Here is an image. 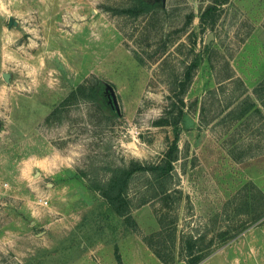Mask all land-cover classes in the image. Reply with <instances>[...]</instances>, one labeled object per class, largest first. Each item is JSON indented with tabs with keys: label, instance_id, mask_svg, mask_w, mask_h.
Listing matches in <instances>:
<instances>
[{
	"label": "rangeland",
	"instance_id": "rangeland-1",
	"mask_svg": "<svg viewBox=\"0 0 264 264\" xmlns=\"http://www.w3.org/2000/svg\"><path fill=\"white\" fill-rule=\"evenodd\" d=\"M150 1L134 15L117 12L134 0H0V264H120L117 254L165 264L145 240L161 216L178 227L175 242L152 240L170 264H187L180 235L191 231L199 248L214 249L201 264L259 255L249 232L260 221L233 236L264 210V0H229L208 14L214 0ZM195 59L175 199L166 204L150 174L136 172L127 224L89 179L162 158L175 132L159 119ZM81 83L112 85L117 107L71 95ZM248 96L263 116L240 114Z\"/></svg>",
	"mask_w": 264,
	"mask_h": 264
},
{
	"label": "trees",
	"instance_id": "trees-1",
	"mask_svg": "<svg viewBox=\"0 0 264 264\" xmlns=\"http://www.w3.org/2000/svg\"><path fill=\"white\" fill-rule=\"evenodd\" d=\"M135 4L133 6L124 7L117 9L119 13H130V14H139L143 12H147L152 9L155 3L150 0H134ZM229 0H214V3L210 4L206 9L205 13L208 14L212 10L215 9V5L224 4ZM216 3V4H215ZM204 13V14H205ZM199 64L198 59L193 60L187 67L185 71L184 81H182L181 93L182 95L177 98V100H172L171 104L168 106L166 110L165 116L159 119L161 124H170L174 127V138L169 143L168 148L164 152L162 158L158 161L152 162H143L139 160H131L129 165L124 166H109L107 168V176L103 179H89L90 186L99 191L100 194L105 198L108 203L110 209L125 218V222L127 224L132 225L136 220L133 217V200L130 197L129 190L131 181L136 172L142 171L150 174L152 187L156 188V196H160L162 200L166 204L169 201L175 199L173 197V177L175 173V162L179 158L180 154V136H181V122L183 120L184 115V96L183 94L187 90V87L190 81L193 78V70ZM106 87L102 85V83H96L94 85H88L87 83H81L74 89L71 93L73 96H77L79 93L86 99L92 101L99 102H109L106 94ZM257 96L264 99V92L261 94L260 92H256ZM264 101V100H263ZM111 102V101H110ZM112 104V102H111ZM264 104V102H263ZM113 105V104H112ZM239 112L241 115L246 114L247 112L253 110L258 114L263 116V110L259 106V104L251 97L248 96L244 98L239 104ZM148 198H143L141 204L146 203ZM165 216L160 217L161 228L157 232L148 235L145 237V240L149 243L153 251L158 255V257L165 264H170L174 262L175 257H172L169 254L168 249H162L160 247L155 246L152 242L153 238H158L159 244H162L166 238L169 236V239L172 242H175L178 238V227L176 224H168L165 220ZM260 221L258 224H264V210H259L254 216L252 220H250V224L246 227H242L237 230L234 234L233 238L239 237L242 233L250 228L253 224ZM137 224V222H136ZM181 243L179 254L186 261L187 264H201L205 259H207L214 251L213 248H199V242L202 239L201 236L191 232H182L181 235ZM118 255V259L120 264H124L120 255Z\"/></svg>",
	"mask_w": 264,
	"mask_h": 264
},
{
	"label": "crops",
	"instance_id": "crops-1",
	"mask_svg": "<svg viewBox=\"0 0 264 264\" xmlns=\"http://www.w3.org/2000/svg\"><path fill=\"white\" fill-rule=\"evenodd\" d=\"M249 233L251 235L250 236V238H251V242H250L251 249L256 251V252H260L259 255L254 256L250 252L251 257H250V260L248 262L243 261V259L240 257L239 258L235 257L231 260V261H233L232 264H244V263L245 264H264V224H261V225H259V227L252 229ZM245 237L246 236H242L240 238V241H244L246 239ZM160 261H161V263H163V261L161 259H160Z\"/></svg>",
	"mask_w": 264,
	"mask_h": 264
},
{
	"label": "water",
	"instance_id": "water-1",
	"mask_svg": "<svg viewBox=\"0 0 264 264\" xmlns=\"http://www.w3.org/2000/svg\"><path fill=\"white\" fill-rule=\"evenodd\" d=\"M165 1V0H164ZM13 24H17V21L14 19V17H10V26H12ZM214 37L213 32L210 34L209 38H208V42H210ZM10 73L9 72H4V77L6 80L10 79ZM106 91L109 93L110 96V101L112 102L114 107H117L118 102H117V96L115 93V89L112 85L106 83Z\"/></svg>",
	"mask_w": 264,
	"mask_h": 264
},
{
	"label": "flooded vegetation",
	"instance_id": "flooded-vegetation-1",
	"mask_svg": "<svg viewBox=\"0 0 264 264\" xmlns=\"http://www.w3.org/2000/svg\"><path fill=\"white\" fill-rule=\"evenodd\" d=\"M153 1H155V0H153ZM105 92H106V94H107L108 101H109V103H110V96H109V93H108L107 91H105Z\"/></svg>",
	"mask_w": 264,
	"mask_h": 264
},
{
	"label": "built area",
	"instance_id": "built-area-1",
	"mask_svg": "<svg viewBox=\"0 0 264 264\" xmlns=\"http://www.w3.org/2000/svg\"><path fill=\"white\" fill-rule=\"evenodd\" d=\"M47 201V200H46Z\"/></svg>",
	"mask_w": 264,
	"mask_h": 264
}]
</instances>
